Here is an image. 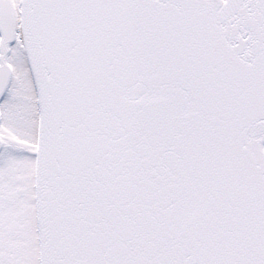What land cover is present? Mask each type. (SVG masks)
<instances>
[{
	"label": "snow or ice",
	"instance_id": "6c2138e0",
	"mask_svg": "<svg viewBox=\"0 0 264 264\" xmlns=\"http://www.w3.org/2000/svg\"><path fill=\"white\" fill-rule=\"evenodd\" d=\"M0 264H264V0H0Z\"/></svg>",
	"mask_w": 264,
	"mask_h": 264
}]
</instances>
